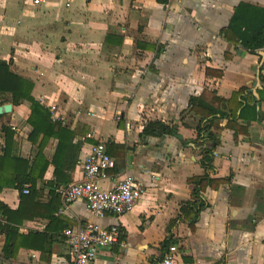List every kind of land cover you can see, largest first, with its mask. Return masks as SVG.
I'll return each mask as SVG.
<instances>
[{
  "label": "crops",
  "instance_id": "obj_1",
  "mask_svg": "<svg viewBox=\"0 0 264 264\" xmlns=\"http://www.w3.org/2000/svg\"><path fill=\"white\" fill-rule=\"evenodd\" d=\"M0 60L67 133L56 157L57 139L44 143V175L20 191L14 158L31 165L43 135L30 138L27 102L0 98L12 106L0 115V227L17 229L0 232V264H73L63 230L87 220L119 230L90 264H156L167 241L177 264H264V0H0ZM205 118L216 137L205 207L182 211L188 180L205 173L195 142ZM149 121L175 134L142 136ZM2 126L12 132L5 160ZM97 141L114 163L101 189L144 186L127 214L95 219L84 200L53 192L82 178Z\"/></svg>",
  "mask_w": 264,
  "mask_h": 264
},
{
  "label": "built area",
  "instance_id": "obj_2",
  "mask_svg": "<svg viewBox=\"0 0 264 264\" xmlns=\"http://www.w3.org/2000/svg\"><path fill=\"white\" fill-rule=\"evenodd\" d=\"M40 2L41 0H33V4ZM47 109L53 121L59 119L54 107ZM92 137L91 134H87L84 139ZM81 166L82 178L55 187L54 193L60 196L65 204L84 200L92 218L100 219L107 214L115 216L127 214L145 192L143 184L133 178L115 181L110 189L105 190L97 185V181L105 179L107 171L114 166L102 141H97L90 146ZM22 192L28 194V186H25ZM118 235L117 226L103 228L91 220L82 223L75 230L71 228L63 230L67 251L73 264L92 263L99 249L107 248L118 242ZM156 264H177V247L167 246Z\"/></svg>",
  "mask_w": 264,
  "mask_h": 264
},
{
  "label": "trees",
  "instance_id": "obj_3",
  "mask_svg": "<svg viewBox=\"0 0 264 264\" xmlns=\"http://www.w3.org/2000/svg\"><path fill=\"white\" fill-rule=\"evenodd\" d=\"M32 88V82L27 81L13 73L10 70V64L0 60V98L6 97V100L14 106L20 105L23 102H27L30 108V116L27 120V123L32 127L30 138L33 142H35L36 138L40 134L43 135L41 142L38 145V153L36 154L31 165H28V162L22 161L19 158H14V162H22L20 164L17 163L19 167V172H21L22 174H17V177H15L14 179L17 184L15 187L18 188L20 191L22 190L24 184L34 186L35 180L43 177L48 166V162L42 154V148L44 143L49 139L50 136L57 139L54 157H56L60 151H63L67 145L66 130L62 128L60 123H55L54 121H52L48 109L41 105L31 96ZM197 101L198 100L196 99L191 100L192 107L197 106ZM4 102L5 101H1L0 106L4 104ZM212 113L215 114L217 112L215 110H212ZM211 123L212 121L209 118H205L197 127V137L195 142L197 143V146L200 149V164L204 169L205 173L200 177L191 178L188 180V182L194 186L191 195L192 201L184 203L181 208L182 211L185 210V207H189L194 210L193 213H197L205 207V202L201 197V190L203 183L208 181L207 171L212 170L211 163L216 144V137L211 132ZM54 129H56V131H54ZM1 131L5 138V145L2 149V154L4 156L2 160H5V157L8 154L7 149L10 145L8 142H10L12 132L10 128L6 126H2ZM166 134H175V129L169 128L158 121H149L144 127L141 135L161 136ZM63 138H65L66 141L63 140ZM54 167V176L56 178V181L60 183L57 180V176L59 174V165H56ZM21 169H23V171H21ZM57 186H59V184L55 185L54 188ZM0 210H2L3 212L7 211L6 207H4L2 204H0ZM5 223L6 224H3V226L0 227V232L4 234L5 238L7 239L13 238V236L17 234V229H15L11 224H9V220H5ZM170 243L171 241H167L164 244L165 248L169 245H172V243ZM9 247L10 242L6 241L3 249L7 250ZM9 250L12 251L11 249Z\"/></svg>",
  "mask_w": 264,
  "mask_h": 264
},
{
  "label": "water",
  "instance_id": "obj_4",
  "mask_svg": "<svg viewBox=\"0 0 264 264\" xmlns=\"http://www.w3.org/2000/svg\"><path fill=\"white\" fill-rule=\"evenodd\" d=\"M11 104H5L0 106V115L9 113L11 111Z\"/></svg>",
  "mask_w": 264,
  "mask_h": 264
}]
</instances>
